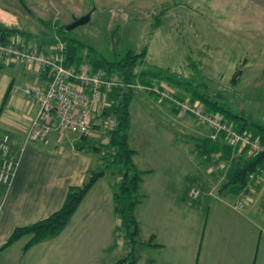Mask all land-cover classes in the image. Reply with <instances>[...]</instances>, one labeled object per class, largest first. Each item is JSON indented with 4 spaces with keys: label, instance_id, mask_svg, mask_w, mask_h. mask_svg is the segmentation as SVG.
<instances>
[{
    "label": "rangeland",
    "instance_id": "1",
    "mask_svg": "<svg viewBox=\"0 0 264 264\" xmlns=\"http://www.w3.org/2000/svg\"><path fill=\"white\" fill-rule=\"evenodd\" d=\"M25 2L31 10L25 8L20 0H0V23L24 31L9 34L0 31V43L3 45L9 46L12 43L15 47L16 42L21 40L19 46H33L40 52L50 54L48 52H51L55 43L66 42L59 33L60 29L72 23L75 18L92 12V19L89 22L67 30V35L86 43L98 54L111 59L120 57L131 49L140 52L145 48L146 56L136 68L139 75L144 71L158 72L161 68H171L182 80H193L196 89L223 100L234 111L245 114L251 120L264 123V0H25ZM66 44L68 47L67 42ZM87 51V48L83 50L84 58ZM11 63L4 66L0 63L2 66L0 85L5 84L13 76L19 81L18 71L20 73L23 70L32 76L24 77L20 83L23 85L33 83L34 72L37 71L35 68L27 67L15 60ZM46 75V72L43 73L45 78ZM152 82L146 83L139 78L136 82H129L132 85H126V88L135 91L130 107L133 117L130 132L132 145L137 146L144 160L156 157V163L152 164L157 165L160 170L163 169V165L166 167L167 173L171 174L175 181L173 186L175 192L193 182L195 169L198 168V171L204 169L209 177L216 176L218 182L209 193L220 194L218 191L228 188L224 185L228 181L230 171L244 156L248 157V151L240 152L235 148L225 152L213 151L206 155L201 153L200 147L204 146L203 139L199 138L200 135L204 136L202 128L198 127L201 122L194 118L199 124L196 125L189 113L179 114L176 111L178 116L174 115L170 109L160 105L158 101L162 99L157 98L158 93L145 86H167L166 88L174 91L178 97L179 90L182 93L186 90L179 89L176 83L168 79L154 77ZM185 97L189 98L192 105L203 103L199 99L192 100L190 95ZM166 102L176 110L170 101ZM111 104L109 103V106ZM203 106L205 107L204 103ZM108 108L106 106L101 109L96 120L97 127H92L88 135H83L88 138L80 139V142L92 145L102 139L106 141L109 132L105 128L108 116L105 110ZM185 116L189 120L184 119ZM206 127L210 134L211 129L209 126ZM67 133L73 137H82L71 130H67ZM94 133L100 136H92ZM97 151L100 161L98 170L108 171L116 167H108L107 160L101 157L105 149L101 147ZM107 153L108 151L104 156ZM144 160L146 166H151ZM200 164H203L202 167ZM112 173L121 179L120 171L115 170ZM149 178L146 177L147 183L144 186L140 184L139 194L147 192ZM194 184L204 191L203 183ZM242 189L235 193L236 209L248 205L249 202L253 206V203L257 202V197H264V181L262 189L259 191L253 189L247 198L238 197L239 194L242 196ZM199 196L191 198L197 199ZM140 198L142 200L143 197ZM242 198L245 199L239 204L238 199ZM148 211L147 199L137 210L141 218L142 231L134 243L127 236L122 220L108 239H105L104 232L94 233L85 227L77 229L76 226L67 224L55 235H48L42 241L25 249L32 236L27 234L24 236V256L28 257L25 264H74L67 255L70 254L69 249L77 245L85 247L86 251L80 258V263L76 264H114L121 258H126L121 264H132V260L137 257L135 245L145 244L148 240L146 239L149 234ZM100 244L108 246L101 251ZM38 245L42 248L33 251ZM19 246L18 244L17 247ZM4 259L5 257L0 256V264H6Z\"/></svg>",
    "mask_w": 264,
    "mask_h": 264
},
{
    "label": "crops",
    "instance_id": "2",
    "mask_svg": "<svg viewBox=\"0 0 264 264\" xmlns=\"http://www.w3.org/2000/svg\"><path fill=\"white\" fill-rule=\"evenodd\" d=\"M0 63L3 66L12 64L1 60ZM34 75L33 82L40 86L46 85L43 74L35 71ZM30 76L32 75L24 70L20 73L18 71L19 81L13 76L0 85V107L10 85L20 83L21 79ZM158 102L178 116L168 102ZM36 109L35 102L21 93L10 91L0 116V136L5 132L10 133L13 157L17 160L11 183L0 184V247L17 227L45 219L60 209L69 188L82 185L88 173L99 168L98 151L94 146L101 144L103 139L91 145L80 142V139L86 140L87 136L73 137L66 131L63 134L53 133L48 144L27 141L25 130ZM184 119L189 120L187 116ZM191 120L195 122L194 117ZM132 122L128 132L129 145L135 150L134 164L143 171L141 186L147 183L146 177H150L148 190L141 194L143 198L136 207L141 233V218L137 210L145 200H149L148 240L145 244L135 245L138 256L136 264H264V197H257L253 206L249 202L251 207L246 204L236 209V194L231 193L228 188L218 191V195L210 194L209 190L214 189L218 182L216 176L209 177L204 169L198 171V168L195 169L192 181L204 184L205 189L201 190L199 198L192 199L190 196V188L196 186L193 182L175 192V181L167 173L166 167L163 165L160 170L157 165H153L157 161L156 157L144 160L137 146L132 145ZM198 127L204 132V136H199L200 140L209 136L205 125L200 124ZM94 135L100 136L96 133L92 136ZM133 139L135 142V137ZM143 160L148 161L151 166H146ZM202 165L200 164L201 167ZM115 170L120 171L119 167L111 168L97 180L68 226H76L77 229L85 227L94 233L104 232L105 239L113 234L114 228L121 221L115 211L113 196L114 186L119 180L112 173ZM263 181L264 174L255 184V191L262 189ZM106 246L108 245L100 244L101 251ZM41 248L40 245L35 246L33 251ZM85 251V247L77 245L69 249L70 254L67 256L74 264L80 263ZM0 256L5 257L6 264L27 263L28 257L24 256V236L0 252Z\"/></svg>",
    "mask_w": 264,
    "mask_h": 264
},
{
    "label": "trees",
    "instance_id": "3",
    "mask_svg": "<svg viewBox=\"0 0 264 264\" xmlns=\"http://www.w3.org/2000/svg\"><path fill=\"white\" fill-rule=\"evenodd\" d=\"M0 31L3 34H9L18 32L19 29L0 23ZM19 32L24 31L21 30ZM59 33L68 43L66 55V63L68 65L72 64L79 66L86 61L91 70L105 67V69L110 72L120 74L126 83L136 82L139 78L146 83H153L152 79L154 77L161 80L168 79L169 81H173L177 84L176 86H178L179 89L186 90V92H183L184 94L179 90V97L190 95L192 100H201L205 104L207 111L222 114L224 119L229 123H232L235 129L240 132L245 130L251 131L254 136L260 138L264 145V123L251 120L245 114L234 111L223 100L211 97L199 89H196L193 80H182L178 76V73L171 68H161L158 72L144 71L142 72V75H139L136 68L138 63L146 56L145 48L140 52L131 49L126 51L124 55L111 59L98 54L93 47L86 43L74 37H69L64 26L63 29H60ZM85 48L88 49V53L84 58L83 50ZM12 85L13 83L10 85L4 96L0 107V116L7 104ZM134 95V89H128L126 87H119L109 92L108 97L112 100V104L105 110V113L108 114V116H114L117 119V125L109 131V144L104 145L101 143L94 146L97 150L102 147L105 149V152L108 151L107 155L104 156L105 152L101 155L102 158L107 160L106 163L108 167L116 166L120 169L121 179L116 182L113 192L115 211L122 220V225L126 230L127 236L133 243L140 235V226L135 210L140 203V197H142V195L138 193V190L143 175V171L139 170L133 162L135 150L129 145L128 132L132 121L130 105ZM203 145L201 152L205 153V155L207 153L211 154L213 151L222 150L225 152L229 149H233V147H231L223 138L213 140L210 136L203 139ZM106 147L108 150H106ZM262 167H264V150L255 156H244L234 166L233 170L230 171L228 181H226L224 186L228 187L231 192L236 193L244 187L249 173ZM105 172V169L91 170L82 185L71 186L69 188L66 200L60 209L45 219L17 227L7 241L0 247V251L12 245L27 234L32 236L27 242L25 249L42 241L48 235H55L61 231L68 224L71 216L76 212L84 197ZM131 253L133 254L134 251H131ZM125 260L126 258H121L114 264H121L122 262H125ZM137 260L138 256L136 259L132 260V262L135 263Z\"/></svg>",
    "mask_w": 264,
    "mask_h": 264
},
{
    "label": "built area",
    "instance_id": "4",
    "mask_svg": "<svg viewBox=\"0 0 264 264\" xmlns=\"http://www.w3.org/2000/svg\"><path fill=\"white\" fill-rule=\"evenodd\" d=\"M16 42V41H15ZM9 46L0 43V60L11 63L12 60L24 63L27 67H33L37 72L47 73L46 85L40 86L36 82L23 85L14 83L11 88L13 93H21L30 101L37 104L35 115L31 117L25 130L27 141L48 144L51 135L55 132L71 130L81 136L88 135L102 108L108 106L110 91L132 85L126 83L124 78L116 72L99 68L91 70L87 62L76 66L68 65L66 42L55 43L51 52H40L33 46ZM25 44V43H24ZM55 51V52H54ZM146 88L156 91L162 100L170 101L179 114L189 113L201 124L209 126V136L213 140L224 139L233 149L244 150L248 156H255L264 150V145L258 136L251 131H238L232 123L226 121L223 115L211 113L206 110L203 103L192 105L188 97L181 99L167 86L151 85ZM167 98V99H166ZM105 128L111 131L117 125L114 116H108ZM110 136L103 141L109 144ZM12 137L9 133L0 136V184L9 185L12 181L17 160L13 157ZM264 174V167L249 173L247 184L241 190L238 197L247 198L253 191L255 184ZM201 188L193 186L190 190L191 197H198ZM238 199V203L243 202Z\"/></svg>",
    "mask_w": 264,
    "mask_h": 264
},
{
    "label": "water",
    "instance_id": "5",
    "mask_svg": "<svg viewBox=\"0 0 264 264\" xmlns=\"http://www.w3.org/2000/svg\"><path fill=\"white\" fill-rule=\"evenodd\" d=\"M20 1H21V3H23L25 8H27L28 10H31L29 8L28 4L25 2V0H20ZM91 19H92V12H88L86 15L75 18V20L72 23L65 25L64 28H65V30H70V29L76 28L78 26H81V25L89 22Z\"/></svg>",
    "mask_w": 264,
    "mask_h": 264
},
{
    "label": "bare ground",
    "instance_id": "6",
    "mask_svg": "<svg viewBox=\"0 0 264 264\" xmlns=\"http://www.w3.org/2000/svg\"><path fill=\"white\" fill-rule=\"evenodd\" d=\"M160 98V97H159ZM161 99V98H160Z\"/></svg>",
    "mask_w": 264,
    "mask_h": 264
}]
</instances>
